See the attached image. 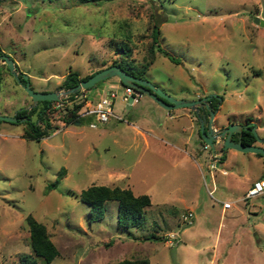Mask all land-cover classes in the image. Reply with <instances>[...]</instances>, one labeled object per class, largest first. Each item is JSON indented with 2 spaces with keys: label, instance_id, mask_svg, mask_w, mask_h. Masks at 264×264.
Here are the masks:
<instances>
[{
  "label": "rangeland",
  "instance_id": "374dc122",
  "mask_svg": "<svg viewBox=\"0 0 264 264\" xmlns=\"http://www.w3.org/2000/svg\"><path fill=\"white\" fill-rule=\"evenodd\" d=\"M263 7L264 0H0V47L18 58L37 92H52L69 71L93 72L102 60H113L116 52L133 58L130 63L138 73L151 60L152 49L159 57L153 58L144 77L164 84L177 99L216 97L215 123L220 129L249 124L264 138V26L255 22ZM0 69L9 72L3 63ZM101 86L99 97L116 93L114 113L122 116L113 122L117 128H146L134 120L139 114L141 121L150 118L140 112L150 102L148 96L143 94L130 109L122 101L123 87L110 78L88 90ZM14 87L17 94H25L15 83ZM4 102L7 111L20 106L13 94ZM167 113L152 119L161 132L173 123ZM31 118L36 122V114ZM46 118L39 123L41 129ZM51 118L64 129L39 140L25 137V121L0 120V264H115L128 257L125 253L149 264H264V193L244 199L248 185L263 175L264 160L257 154L223 150L222 143H216L215 150L224 157L218 168L227 174L215 170L213 184L207 170L212 150H202L197 143L191 145L200 169L194 162L179 161L180 156L170 159L165 157L168 153L150 152L140 141L130 145L122 140L104 149L108 139L97 135L112 118L93 120L96 128L86 119L64 126L62 112ZM196 129L198 137V123ZM255 143L264 147V142ZM110 169L126 176L120 186L129 185L135 194H152L140 229L129 228L131 235L117 224L116 201L104 206L101 219L92 220L90 206L80 200L82 190L101 184L95 173ZM60 172L64 176L57 182ZM180 197L183 200H177ZM225 199L234 203L223 213ZM170 206L178 216L168 213ZM187 210L194 213L188 225L179 219ZM28 214L46 226L59 250L54 261L48 263L32 251ZM165 217L171 221L169 227L164 226ZM154 221L161 225V240H145L155 230ZM132 233L143 239H133ZM170 233L175 235L172 240L166 237Z\"/></svg>",
  "mask_w": 264,
  "mask_h": 264
},
{
  "label": "crops",
  "instance_id": "0c3cea01",
  "mask_svg": "<svg viewBox=\"0 0 264 264\" xmlns=\"http://www.w3.org/2000/svg\"><path fill=\"white\" fill-rule=\"evenodd\" d=\"M0 49L3 53H5L1 47H0ZM116 55L118 56V54H116ZM117 56H115V57H117ZM158 57H159V53L156 52L154 59H156ZM13 60H14L15 65L17 66L18 71L21 73H25L19 67L18 58L16 59L13 57ZM108 64H109L108 61L102 60L100 66L98 68H96L93 72L87 73L85 75H89L91 73L98 71L101 68H105V67H107ZM148 71H149V68L144 74H147ZM27 75L30 77L29 82L31 84V79H32L31 75L30 74H27ZM78 75L80 77L85 76V75H80V74H78ZM65 76H66V74L62 75L61 78L64 80ZM144 78L148 79L147 77H144ZM110 81L113 82L114 85H116L117 87L118 86L123 87V90H124V85L121 84V82L119 81V79L116 76L110 77ZM150 81L153 82L155 85H157L158 87H160L161 89H163L166 92L167 88L164 84H161L160 82H158L157 80H155L153 78L150 79ZM14 83H15V80L12 77V75L10 74V72H8L6 74L3 72L2 69H0V102H4V100L6 99V97L9 94H13V96L16 97V100L20 101L19 107H11V109L9 111L5 110V102H4V111H0V115L13 116V115H15V113L18 109L28 108L32 104V99L27 95V93L24 90L23 91L25 92L26 95L22 94V93L17 94V91L14 87ZM15 84H16V87H20L17 83H15ZM102 87L103 86L96 87L92 91L91 90H83L79 95L80 96H86V98L89 99L90 101H95L99 97V91L102 89ZM57 88H55L54 90H51V91L58 90ZM175 97H178L179 99L180 98H188L186 96H175ZM200 97L201 96H193L192 98H188V99H198ZM149 100H150L149 103H145V105L143 107L142 106L140 107V112L144 114V117L146 116V117H150V118H146L145 121H141V116L139 114L136 116V118L134 120L135 123L139 124V121H140L143 125L146 124V128L141 127L140 125H136V124H135V126L132 125L133 127L131 129L117 128V125L113 122H116V120L120 121L121 119L112 118L111 123H109V125H105V127H103L100 130L99 134L97 135L101 139H108V142L104 144L105 146L103 148L109 149L111 146L120 145L122 140L130 141V145L132 143L137 145L140 141L143 143L144 148L148 149V151H150V152L157 153L159 151V152H163V154L168 153V155L165 157H169L170 159H173V158L176 159V156H180L179 161H181V162H185V161L186 162L187 161L194 162L196 164L197 168L200 169V164L197 162V157L195 156V153H196L195 149H194L193 145H191V143L194 142V143L199 144V146L202 147V145L204 143V141H201L200 133H198V137L200 138V140L197 137V129H196L197 123H198V131L200 130L197 114L193 110H191L190 108H187V107L165 109L164 107L159 105L157 102H155L153 99L150 98ZM138 102H140V101H138ZM134 104L127 105L126 107L132 109V108H134ZM166 110L169 112L166 114V116H168V118L173 123L171 124L170 129L166 128L163 130V132H161L160 130L157 129V124L152 119L159 120L161 118L163 112H166ZM171 110H173L172 113H171ZM206 110L207 109L204 108L200 111V113L202 115L206 116ZM218 110H219V107L215 111V115H214V126L216 129L220 128L215 123L217 120ZM82 119L88 120L89 124L94 123L93 120H95L92 115H89V116L80 118L79 120L78 119L73 120L72 121L73 125L76 126V125L80 124ZM31 120H32V118H31ZM67 123H66V125H67ZM206 126H207V121L205 124V129H206ZM92 128H96V127H92ZM159 128H162V127H159ZM166 133L169 134L172 139H170V140L166 139L164 136ZM198 150H200V149L198 148ZM181 155H183V156H181ZM140 159H141V157H138L134 161V163L138 162ZM115 173L116 172L111 170V169L108 171L96 172L95 173V178L97 179L96 181H99V183H101V184H95V185H106V186H110V187L119 186L121 188L131 189V187L129 185H127V187L120 186L118 183H121L126 176H124L122 174H118V173L115 174ZM263 175H264V171H263ZM132 192H133V190H132ZM135 195H140V194H135ZM147 195L149 196L150 201H151V197H152L151 192H148ZM177 200H183V198L180 197ZM109 201H111V200H109ZM109 201H106L105 205ZM112 201H115V200H112ZM149 206H147V207H149ZM147 207L144 208V211L146 210ZM221 210H222V208H221ZM222 212L224 213L225 211L222 210ZM168 213H171L173 215L177 214V216H178V214L180 212H178L176 210L175 206H170V212H168ZM164 220H165L164 226L169 227L171 221H169L167 219V217H165ZM133 228H136L137 230H139L140 225L133 226ZM124 229L126 230V232L128 234L131 235V231L129 230V228H124ZM160 229H161V225L159 223L155 222V230L153 231L154 234L157 235V233L160 231ZM153 232L150 231L147 234L150 235ZM182 232H184V230ZM149 235H148V237H149ZM132 236H133V239H136V240L138 239L139 241L141 239H143L139 235H133V233H132ZM146 238H145V240H147ZM124 255L129 257V258L127 257L126 259L139 258V257H135L132 254H128V253H125ZM54 259L52 261H54Z\"/></svg>",
  "mask_w": 264,
  "mask_h": 264
},
{
  "label": "trees",
  "instance_id": "16d2710c",
  "mask_svg": "<svg viewBox=\"0 0 264 264\" xmlns=\"http://www.w3.org/2000/svg\"><path fill=\"white\" fill-rule=\"evenodd\" d=\"M80 1L98 2L100 0H80ZM155 33H157V31L156 29H153V34ZM157 48L158 51L166 55L171 61L175 60L174 58L170 57L167 52L161 50L159 46ZM120 49L124 50L125 48L122 46ZM151 52L153 55L151 60L149 61L147 66L143 70H139L140 72L138 73L136 72V70L138 69L134 68V66L131 65L130 63V60H133V58L128 57L127 54H124V56L118 55L117 57H114V59L111 60L107 66L117 65L136 77L144 78L143 74L148 70L150 64L153 62L155 52L152 49ZM2 53L3 52L0 49V54ZM115 54L118 53L116 52ZM7 70L9 71L8 68ZM94 73L80 77L77 72L69 71V73L66 74L63 83L57 89L71 88L76 84H78L81 80L87 79L89 76H91ZM81 92L82 91H79L74 94H70L68 98L73 99L75 98L76 95H79ZM39 102L40 101H38L35 106L30 108H20L15 113V116L18 118V121L16 122H19V120H21L22 118L28 119L25 122L26 124H28L29 129L25 132V137L29 139L31 138V139L39 140L43 137L48 136L49 133H52L53 127L49 123L46 122L45 123L46 126L42 129L39 126V123H41L40 121L43 119L44 116H46V108L48 107V104L51 101H46V100L41 101L42 102L41 106H39ZM208 104L212 110L216 111L218 109L219 103L216 97H210V99L208 100ZM78 106L80 105H76V108ZM34 114H36L37 116L36 122L31 120V117ZM207 116H208V111L206 110V117ZM67 122L70 123L71 120H67ZM250 126L252 127V125ZM198 133L200 132L198 131ZM255 142L256 139L252 132L250 131L244 132V135L242 136V143L244 145H252ZM257 155L261 157L259 154ZM62 176L64 175H62V173L60 172L57 177V182L59 181V178H61ZM55 185L56 183H52V186ZM80 200L90 206L89 215L92 218V220H99L103 217V210L106 201L109 200L117 201L118 204L117 223L122 228H130L133 226L140 225V221L144 213V208L151 204L150 198L147 194L135 195L132 192V190L129 188H121L119 186L110 187L106 185H95V184H92L88 186L86 189L82 190V192L80 193ZM25 220L29 229L30 247L32 251L34 252L35 255L42 257L46 262L50 263L55 257L58 256L59 250L57 246L54 244V242L50 239L46 226L42 222L36 220L31 214H28ZM154 237L156 239L157 238L161 239V237L155 235L154 232L150 234L149 237H147L146 239H152ZM23 260L25 259L23 258ZM115 264H149V263L148 260L144 258H131V259L125 258L116 262Z\"/></svg>",
  "mask_w": 264,
  "mask_h": 264
},
{
  "label": "water",
  "instance_id": "95a60500",
  "mask_svg": "<svg viewBox=\"0 0 264 264\" xmlns=\"http://www.w3.org/2000/svg\"><path fill=\"white\" fill-rule=\"evenodd\" d=\"M255 22L264 26V7L262 9L260 17L255 18ZM5 64L9 69L10 74L16 81V83L27 93V95L32 99L33 107L38 101H59L63 98L69 96L70 94L77 93L79 91L86 90L93 87L96 83L105 80L110 77L116 76L119 81L126 86H130L135 90L143 92L146 96L153 99L159 105L165 109L187 107L193 110L197 114L198 121L200 123V136H202L203 141L207 143L212 150L215 149V144L218 142L222 143V148L233 149L243 153H254L259 154L264 160V147L257 144L244 145L241 140L234 141L232 139V134L234 132L241 133L244 126L242 124H229L221 129H216L214 126V115L215 111L209 107L208 100L210 97H200L198 99L188 100V99H177L165 92L163 89L155 85L149 79L136 77L121 67L117 65H110L103 69L96 71L94 74L89 76L87 79L81 80L75 86L68 89H58L52 92H37L30 87L29 78L20 73L14 60L8 55L2 53L0 54V65ZM132 96L129 97V102H131ZM28 107V108H30ZM207 109L208 116L202 115L200 111L202 109ZM0 120H6L10 122L18 121V118L13 115H0ZM27 118H22V121H27ZM205 121H207V126L205 129ZM249 130L253 133L258 142H264V138H260L256 131V126H252Z\"/></svg>",
  "mask_w": 264,
  "mask_h": 264
},
{
  "label": "built area",
  "instance_id": "2783aa9c",
  "mask_svg": "<svg viewBox=\"0 0 264 264\" xmlns=\"http://www.w3.org/2000/svg\"><path fill=\"white\" fill-rule=\"evenodd\" d=\"M144 93L138 90H135L134 88L130 86L124 85V91L121 95L122 101L124 104L132 105L134 103H137L140 98L142 97ZM132 96L131 102H129V97ZM116 97L115 92H109L105 96L97 98L95 101H90L86 98V96H80L76 95L75 98L70 99L67 97L63 98L59 101H51L48 104V107L46 108V115L48 118H46L45 122L49 123L53 127H57L58 124L52 122L51 115L53 113L62 112L65 120H61L64 126H66L67 120H77L89 115H92L97 122H107L111 118L121 119L122 116L116 115L114 113L113 105H114V99ZM78 98V99H77ZM76 105H80L76 108ZM62 109H65L63 111ZM89 126L96 127L95 123H90ZM55 127V128H56ZM64 128L57 127L56 129L52 131H62ZM202 150H209L210 146L207 143H203ZM212 150V149H211ZM209 155L207 156L208 161L211 160V162L207 163V170L210 173L212 182L214 178V171L218 170L222 175H226L227 171L223 169L218 168V164L221 162V153H219V150H212L210 151ZM214 184V182H213ZM215 186H213L211 189H208L209 196H212L214 193ZM264 193V175L253 180L250 185L247 187L245 193H244V199H249L258 195H261ZM234 201L231 200H224L221 202V208L223 211H226L230 208H232ZM194 213L191 210H187L180 214L179 219L183 224H191L193 222ZM168 239H174L175 235L173 233H170L166 235Z\"/></svg>",
  "mask_w": 264,
  "mask_h": 264
},
{
  "label": "flooded vegetation",
  "instance_id": "af4514ba",
  "mask_svg": "<svg viewBox=\"0 0 264 264\" xmlns=\"http://www.w3.org/2000/svg\"><path fill=\"white\" fill-rule=\"evenodd\" d=\"M0 68H1V65H0ZM243 126H244V129H242V131H241V133H239V132H234L233 134H232V139L234 140V141H238L239 139L241 140V142H242V136L244 135V132H248V131H250L249 130V128H251V126L249 125V124H242ZM220 129V128H219ZM251 132V131H250ZM234 134H237V136H236V138H234ZM256 139V138H255ZM256 142H257V140H256ZM254 144H256V143H254Z\"/></svg>",
  "mask_w": 264,
  "mask_h": 264
}]
</instances>
